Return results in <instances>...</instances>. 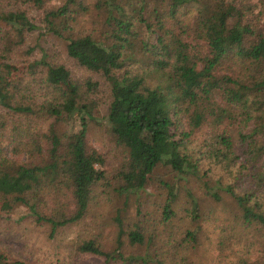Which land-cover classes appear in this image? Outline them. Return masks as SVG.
<instances>
[{
    "label": "trees",
    "instance_id": "16d2710c",
    "mask_svg": "<svg viewBox=\"0 0 264 264\" xmlns=\"http://www.w3.org/2000/svg\"><path fill=\"white\" fill-rule=\"evenodd\" d=\"M22 1L26 8L0 14L1 22L15 33V49L24 43L26 33L37 31V41L47 33L64 38L66 56L108 84L103 118L126 152L115 176V190L124 201L128 193L145 185L156 164L178 175L195 172L182 142L191 130L208 120L214 126L236 121V138L244 155L239 169L245 168L253 181L242 191L235 192L230 185L223 189L234 199L245 225L264 226V24L260 23L264 0H94L93 7L104 13L107 43L91 34L64 36L74 17L69 3L78 0L53 7H46L49 0ZM27 10H40L39 21ZM3 30L0 25L1 55L13 49L4 44ZM185 37L193 38L196 45L191 47ZM34 49L40 56L28 65L27 80L10 82L0 72V107L6 110L0 115V213L17 204L33 221L48 225L52 235L85 214L92 186L103 178L104 158L85 140L88 120L96 119L98 104L91 96L98 82L72 79L64 65L45 60L40 43L27 45L23 53ZM136 57L146 61L131 70L128 66ZM225 62L229 71L216 74ZM4 66L7 72L15 69ZM153 72L161 84L149 87L145 79ZM215 95L223 104L214 100ZM8 113L16 117H7ZM72 116L78 120L73 132L32 125ZM218 141L225 150L213 154L227 159L233 150L230 137L220 136ZM6 143L12 154L23 152L29 162L5 156ZM166 187L165 218L171 215L168 203L174 195V187ZM203 187L208 191L206 182ZM114 219L117 238L112 251H103L93 239L82 241L78 249L106 261L146 264L142 257H124L118 251L123 229L120 219ZM126 237L131 244H142L144 239L136 224ZM0 264L17 262L0 253Z\"/></svg>",
    "mask_w": 264,
    "mask_h": 264
},
{
    "label": "rangeland",
    "instance_id": "374dc122",
    "mask_svg": "<svg viewBox=\"0 0 264 264\" xmlns=\"http://www.w3.org/2000/svg\"><path fill=\"white\" fill-rule=\"evenodd\" d=\"M63 1L49 0L46 7L56 6ZM93 1L69 3L73 10L70 15L74 17L69 20V28L64 36L68 32L73 35L91 34L96 40L108 42L104 13L93 7ZM20 8H26L22 0H0V14ZM27 11L29 16L39 21L42 14L40 10ZM1 21L0 25L5 29L4 44L13 49L5 55H1L0 51V72L10 82L25 80L29 72L28 65L40 56L38 49L30 54L23 53L24 48L33 43H40L46 61L64 65L72 79L98 82L96 92L91 96L95 97L98 104L94 111L96 119L88 120L85 140L104 158L101 167L103 178L92 186L85 214L76 222L58 227L52 235H49L48 225L33 221L26 215L25 209L17 204L12 206L10 212L0 213V253L7 260L16 261L17 264H121L119 260L106 261L78 249L82 241L93 239L103 251H112L116 245L117 226L114 217L117 216L123 229L118 251L124 257L139 256L146 264H263L264 226L245 225L234 199L223 189L230 185L235 192L242 191L251 186L253 181L251 175H246L245 168L239 169L244 155L236 138V121H225L214 126L208 120L191 130L182 142L183 151L190 157L195 172L178 175L168 166L156 164L145 185L137 192L128 193L124 201V196L115 190V176L125 160L126 152L116 144L103 118L109 97L108 84L97 73L79 67L66 56L64 38L47 33L37 41V31L26 33L24 43L15 49L14 31ZM260 23L264 24V18H260ZM185 40L191 47L196 45L191 37H185ZM140 57H136L137 60L128 66L131 70L141 67L146 61L144 58L139 61ZM4 64H10L15 69L7 72ZM229 66V62H225L215 73L226 74ZM145 83L149 87L161 84L158 73L147 75ZM38 92L41 94L42 90ZM33 94L32 99L36 101V90ZM214 100L223 104L218 95H215ZM5 111V108L0 107V115ZM7 117L16 116L8 113ZM32 125L42 130L52 126L58 133L73 132L78 128V120L75 116L60 120L49 118L44 122L33 121ZM225 135L230 137L233 146L227 159L213 154L216 150L218 154L225 150L218 143L219 137ZM10 146V143L2 146L5 156H18L20 160L29 162L23 152L20 155L12 154ZM205 182L208 191L215 193L216 198L205 190ZM166 186L174 187V195L168 203L171 215L165 218L163 205L167 199ZM50 202L46 201L45 205ZM133 224L138 225L143 234L142 244H131L126 237Z\"/></svg>",
    "mask_w": 264,
    "mask_h": 264
}]
</instances>
